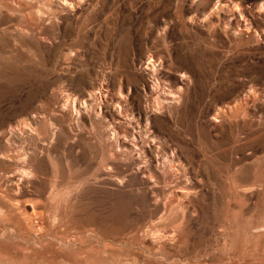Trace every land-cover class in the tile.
<instances>
[{
    "label": "rangeland",
    "instance_id": "1",
    "mask_svg": "<svg viewBox=\"0 0 264 264\" xmlns=\"http://www.w3.org/2000/svg\"><path fill=\"white\" fill-rule=\"evenodd\" d=\"M0 189V264H264V0H0Z\"/></svg>",
    "mask_w": 264,
    "mask_h": 264
},
{
    "label": "bare ground",
    "instance_id": "2",
    "mask_svg": "<svg viewBox=\"0 0 264 264\" xmlns=\"http://www.w3.org/2000/svg\"><path fill=\"white\" fill-rule=\"evenodd\" d=\"M71 2V0H63V3L64 4H69ZM149 66H150V62L147 63ZM153 94L160 100V99H164L166 96H169L168 93H166L165 91H159L158 87L155 86L154 89H153ZM82 107V109L85 107V103L83 102L82 105H80ZM27 127L24 125L22 127V129L25 131ZM153 139H148V142L149 144H152L153 143ZM123 140H119L116 138L115 140V143H116V148H117V151H120L121 149V145L120 143H122ZM153 147H155V144L151 145ZM152 147V148H153ZM6 155V154H5ZM4 156V155H3ZM145 163H148V160L145 159L144 160ZM26 164V163H25ZM106 164V163H105ZM18 166V165H17ZM25 166V165H23ZM145 167V166H144ZM138 169H141V167H138ZM38 169H37V166H35L34 164L33 165H27L25 166L23 169H21L20 171L13 173V175H10L11 178H9L10 180L8 181V184H6V186L8 187V190H10L14 197L18 200V198H20V195L22 194V188L24 187L23 186V182L28 179L32 174L33 172H37ZM6 173V172H5ZM8 177V176H7ZM150 177V176H149ZM100 180V179H99ZM3 182V181H2ZM97 181H95L93 178L92 179H89L88 180V184L86 185V187H90L91 184L95 183ZM29 183V182H28ZM118 185H122L121 183H119ZM93 186V185H92ZM83 188V184L81 182H78L76 184V186H74V191H73V194H76L78 196V192L81 191ZM1 190V189H0ZM75 196V195H74ZM76 196V197H77ZM19 201V200H18ZM17 201V202H18ZM34 206H32L33 208ZM49 224V223H48ZM63 241V240H62Z\"/></svg>",
    "mask_w": 264,
    "mask_h": 264
}]
</instances>
